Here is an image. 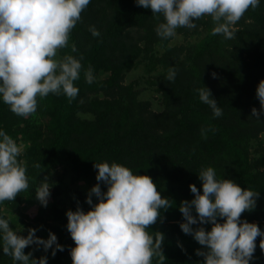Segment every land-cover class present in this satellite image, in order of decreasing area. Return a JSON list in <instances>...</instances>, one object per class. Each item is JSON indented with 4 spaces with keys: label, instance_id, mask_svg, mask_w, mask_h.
Listing matches in <instances>:
<instances>
[{
    "label": "trees",
    "instance_id": "1",
    "mask_svg": "<svg viewBox=\"0 0 264 264\" xmlns=\"http://www.w3.org/2000/svg\"><path fill=\"white\" fill-rule=\"evenodd\" d=\"M158 19L163 16L152 14L151 9L138 6L135 0H91L70 31L69 46L60 48V58L83 57L80 78L74 81L79 89L77 97L70 99L53 93L37 97V110L26 117L14 114L0 100V128L28 143V164H22L26 174L31 163L39 164L34 167L45 175L62 161L68 172L95 185L98 170L94 163L116 162L130 168L134 174L151 177L161 197L169 199L171 204L160 210L155 223L147 226L151 235L164 236L162 264H202L204 258L196 255V250H203L204 246L190 234L183 233L179 226L185 222L179 205L194 198L189 185L194 184L202 194V182L198 178L202 168L211 164L217 177L235 169L238 171L235 174L229 171L230 179L242 189L259 192L255 208L242 213L241 219L256 223L264 231V170L250 173L263 168L264 149L259 159L253 158L248 163L246 137L239 136L233 145L236 136L231 132V127L239 124H245L249 131H258L257 134L264 131V121L256 123L251 111L253 107L260 110L256 88L264 79V0L257 7H250L232 26L235 34L230 39L223 34H212L215 24L208 15L196 20L195 28L182 27L179 32L184 34L187 45L176 48L177 54L173 56L180 59L186 55L178 64L175 78L161 87L166 111L127 124L123 118H128L134 98L126 85V77L138 60L141 44L148 49L151 43H164L173 38L157 36L155 22ZM90 26L99 30V37L92 35ZM72 44L76 45V52H72ZM89 67L95 76L91 84L84 77ZM212 73H216L215 78ZM102 74L107 76L102 77ZM203 86L210 89L222 108L220 117L213 118L209 106L200 101L195 89ZM248 124L255 125L250 128ZM201 128L211 129L207 137L212 138L205 141L204 149L195 151L182 136L201 134ZM223 154L232 158L231 168L220 167L215 161L223 158ZM31 172L33 170L28 174ZM101 190H107L103 183ZM86 197L74 199L72 211L77 207L89 211L91 206L86 203ZM92 199L93 203L98 202L94 195ZM0 217L3 218L2 213ZM54 222L55 225H51L48 220L39 218L30 227L37 229V237H42L40 233L44 232L47 239L49 231L54 233L65 249L57 250L58 263L72 264L70 248L75 247V243L66 227L64 209L55 212ZM218 222L223 223V219L218 218ZM193 227L210 231L212 225L198 223ZM20 234L27 235L24 231ZM260 239L256 238L257 247L250 264H264ZM36 248L31 245L24 252L31 251L32 258L37 259L51 253V249L46 254L42 246ZM158 260L159 257L154 256L153 264Z\"/></svg>",
    "mask_w": 264,
    "mask_h": 264
},
{
    "label": "clouds",
    "instance_id": "2",
    "mask_svg": "<svg viewBox=\"0 0 264 264\" xmlns=\"http://www.w3.org/2000/svg\"><path fill=\"white\" fill-rule=\"evenodd\" d=\"M91 0H0V100L10 111L26 117L37 110V97L49 93L64 94L70 99L77 97L79 89L74 81L80 78V58L66 55L57 58V50L69 46V34L81 18L82 11ZM261 0H135L138 6L161 14L163 22L155 29L161 39L176 35L179 27L195 28V21L202 16L211 17L215 26L212 34H223L226 39L234 36L232 26L251 7L259 6ZM89 31L94 37L100 32L95 26ZM76 52L75 44L71 45ZM176 69L170 67L166 79L172 81ZM213 78L216 73H212ZM87 83L95 80L93 69L84 71ZM199 99L212 110L213 118L222 115L209 88L195 89ZM260 110L252 108V116L264 117V79L256 88ZM211 129L201 128L207 138ZM20 147L0 128V202L14 200L19 192L28 188L26 168L18 161ZM39 167L40 165H35ZM96 180L87 197L91 206L85 212L80 207L68 210L67 230L75 247L70 248L72 264H153L159 257L162 264L164 236L151 235L147 226L156 222L161 209L171 206L170 200L162 198L151 177L134 174L116 162L94 163ZM202 182V194L197 187L189 185L194 194L191 201H182L179 211L184 223L179 226L204 246L197 249L202 264H250L257 247L256 238L261 237L259 247L264 252V231L256 223L241 219V214L256 206L259 192L242 189L232 179H217L213 167L202 168L198 174ZM101 183L107 190H101ZM48 177L40 181L35 196L44 207L50 197ZM97 203H93L92 196ZM195 213L196 215H193ZM223 219V223L218 222ZM211 224V230L193 225ZM37 229L29 228L27 235L10 227L7 219L0 217V248L11 256L13 264H48V256L32 258L24 249L35 245L45 253L51 249L54 257L64 246L49 231L48 238L35 235Z\"/></svg>",
    "mask_w": 264,
    "mask_h": 264
},
{
    "label": "rangeland",
    "instance_id": "3",
    "mask_svg": "<svg viewBox=\"0 0 264 264\" xmlns=\"http://www.w3.org/2000/svg\"><path fill=\"white\" fill-rule=\"evenodd\" d=\"M161 22H163V19H158L155 23L158 25ZM150 25H153V23H150ZM181 28L182 27L176 29V35L168 42L162 43V41H158L151 43V47L148 49L147 46L141 44L138 60L126 77V85L128 89L130 88L129 92L133 94L134 98L132 100V106L128 109V118H123L127 124L133 121H144L146 116L150 117L153 113L159 114L166 111L167 106L163 101L165 95L161 87L164 82H169L166 79L169 68L174 67L177 70L180 63L184 60L183 56L186 55L183 54L180 59H176L173 56V54H177L175 53L176 48L180 47V45H187V39L184 34H180L179 32L182 31ZM57 58H60V49L57 50ZM101 76L105 77L107 74H102ZM262 120L264 121L263 118ZM260 122L261 120H256V123L259 124ZM252 125L255 124H248L250 128L253 127ZM246 127L245 124H239L238 127L232 126L231 132L235 133L236 136V141L233 145L238 142L239 136L246 137L244 138V144H246L247 139L249 154L248 163H251L253 158L259 159V156L262 154L261 151L264 149V131L257 134L258 131L255 132L253 129L249 131ZM12 138L16 141L21 150L18 161L22 164H28V158L30 156L28 143L16 136ZM182 138L189 148L196 151L202 148L204 149L206 144L205 141L211 139L212 136H208L205 139L201 134H195L193 136L184 135ZM224 155L225 154H223V156ZM240 157H243V154H241ZM215 161L220 164V167L222 166L227 169L231 168L234 164L232 158L229 159L227 156L223 158L218 157ZM57 163L59 164L45 175L41 174L40 171L34 167L35 165L33 166V163L28 165L26 174L28 178V188L22 191V194L19 193V196H16L14 200L0 202V213H2L3 218L9 221L10 227H12L13 230L27 233V230L31 228L30 226L34 225L39 218L46 219L51 225H55V212L60 208L64 209L66 212L72 210L71 203L74 199L87 196L90 189L94 186L92 182H88L68 172L62 161ZM209 163H211V161H209ZM209 166L211 167V164L208 165V167ZM237 169L239 168L237 167ZM32 170L33 172L28 174V172ZM231 170L232 168L229 171ZM263 170L264 166L263 168L259 167V169H253L250 173L254 174L257 171L262 172ZM229 171H224V174H222L221 177H217V179H230ZM231 172L235 174L238 171L234 169V171ZM46 176L52 187L50 188V197L47 206L44 207L36 198L35 189ZM40 235L42 236L40 238L45 239L46 236L44 232L40 233ZM47 256L48 264H59V260L56 256L53 257L51 253H49V255L47 254ZM0 264H13L12 257L5 255L2 248H0Z\"/></svg>",
    "mask_w": 264,
    "mask_h": 264
}]
</instances>
